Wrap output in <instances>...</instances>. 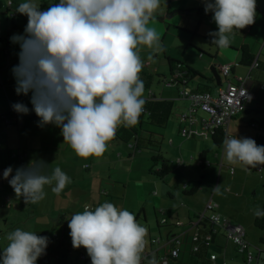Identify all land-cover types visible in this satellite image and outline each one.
I'll use <instances>...</instances> for the list:
<instances>
[{
	"label": "crops",
	"instance_id": "0c3cea01",
	"mask_svg": "<svg viewBox=\"0 0 264 264\" xmlns=\"http://www.w3.org/2000/svg\"><path fill=\"white\" fill-rule=\"evenodd\" d=\"M38 1L39 3H35L39 6L41 0ZM11 5H13V0H8L7 11H11ZM196 9H201V14L198 15L195 11H191ZM263 9L264 0H257L255 23L248 28L241 29L242 33L240 30L236 31L237 33L233 32L235 38H231L229 46L234 49H223L224 52L217 50L213 56L217 62H210L211 67L229 64L232 68L230 79L236 82L238 81L237 77L246 78L245 86L253 94L249 107L229 119L225 126V134L237 136V138H251L260 146H264V65L262 64L264 62V40L256 48L250 43L248 36L252 35L254 26L261 25L260 28L262 27L264 23ZM15 10H12L14 19L11 25H0V33L3 37L2 45L8 49L5 55L0 53V115L12 111L14 103L19 102L24 103L27 107L32 106L31 93L25 96L17 95L15 91L16 81L12 68L19 63L20 47L18 44H13L10 37L14 34H24L26 22H28V19L23 15L25 23L22 21L21 24L19 22L20 15ZM212 14L205 12L202 0H160V7L149 26L154 27L160 38L167 41L166 33L174 24L198 25V30L202 24L216 25L213 19L211 23H208ZM261 15L262 19H260ZM199 20L202 23H199ZM259 21L260 23H258ZM157 24L166 27H156ZM164 29L166 30L162 33ZM243 44H248L252 52L258 56L261 61L259 67L252 68L241 65V46ZM196 45L205 51H210L198 43ZM149 51L146 47L140 51V56L145 64L143 70L153 75L150 88H145L143 98L155 96L158 99L173 100V108L163 130L161 143V155L168 161L170 172L163 178L158 177L159 179L152 176L151 168L159 169L161 162H151L150 156L148 157L143 149H138L133 141L131 144H126L115 138L109 142L107 151L102 157L83 159L78 157L67 143H64L59 127L52 124L44 127L39 126V117L35 112L27 115L16 112L14 114L15 121L12 124H7L0 116V223L4 222L6 225V228L0 225V250L3 251L9 243L6 239L7 234L19 228L33 232L38 236L50 235L48 243L53 247L59 243L68 245L71 264H76L71 250L73 244L69 235L68 220L74 214L83 212L85 205L90 206L89 201H92L94 208L104 202L114 204L115 195L120 196V193L123 192V197H125L131 186H136L134 199L135 206L138 207L137 210L131 212L135 215L136 220L141 212L145 223L150 221L148 216H154L156 223L173 226L170 230H165L164 235H160L161 240L156 242L154 245L156 247L164 244L170 232L173 234L182 232V230L176 229L179 227L178 225L195 222L203 213L208 215L210 211L205 210V207L209 201L217 204L215 210L221 216L228 218L232 223L241 224L247 239L258 234L254 228V212L257 208L260 209L263 204V200L260 198V187L262 185L264 187V165L255 168L228 165L224 159V149L222 145L218 146L214 143L213 134L193 135L188 138L180 134L181 130L187 127L188 121L187 118H183V115L189 113L191 106L190 99L183 95V91L195 90L200 81L205 83V80L210 78L213 73H210L205 65H200L196 61L195 63L201 68L182 61L199 73L200 76H197L199 81L181 78L180 84L174 83L170 70L169 76H167L163 71L156 73L150 68V63L147 61ZM219 53L234 56L221 57ZM164 54L166 61L167 58L181 61L166 49ZM167 67L169 68L168 64ZM172 73L174 76L182 75L177 70H172ZM155 75L158 76L157 80L154 79ZM220 77L221 82L215 75H213V80L206 82L213 94H217L227 84V77L223 74ZM197 115L202 116L203 114L198 112ZM194 127L199 128L200 122H197ZM126 148L127 156L130 159L125 167L129 175L128 178L118 175V170L115 171V174L113 173L116 164L120 167V160H122L124 152L126 155ZM203 152H205V167L201 172L199 168L202 165L201 154ZM37 160H43L48 164L43 171L50 174L56 167L61 168L70 178V183L59 195L52 193L50 198L42 201L43 203L25 204L22 197L16 196L8 179L3 178V172L11 166L13 168L12 175H15V169L26 167L30 162ZM125 161L127 162L126 158ZM133 173L134 176H132ZM121 182L123 183L122 188L117 184ZM71 190L75 191V195H73V201L68 203ZM152 192L155 195H152ZM76 197H81L84 202L83 204L80 202L77 208H75L74 202ZM137 197L139 201L136 202ZM34 207L38 208V212L34 210ZM82 207L83 209H81ZM16 220H20V226L19 223L16 224ZM39 220L42 221L40 224ZM59 225L61 230L57 228ZM189 228L192 232L195 230L192 226ZM216 232V235L211 238L212 243L209 245V250L216 254L215 262L217 264L223 261L230 264L229 259L231 261L236 259L235 250L238 252L236 245L226 236L223 229H217ZM53 234H56L55 238L52 237ZM185 240L188 238L185 237ZM212 244L222 253L216 252L211 246ZM250 248L254 252L251 243ZM258 251L256 263L261 260L260 254L263 250L258 248ZM230 252L232 254L228 259ZM85 256L87 255L84 251L80 253L81 259H84ZM42 262L43 264H56L51 257L48 258L45 254L38 258L36 264H42ZM252 263L253 260L250 264ZM234 264H236V260Z\"/></svg>",
	"mask_w": 264,
	"mask_h": 264
},
{
	"label": "clouds",
	"instance_id": "9594fccd",
	"mask_svg": "<svg viewBox=\"0 0 264 264\" xmlns=\"http://www.w3.org/2000/svg\"><path fill=\"white\" fill-rule=\"evenodd\" d=\"M206 13H213L218 31L209 32L211 43L227 48L230 34L255 23L257 0H202ZM160 0H58L40 10L35 0H24L15 12L28 18L24 34L10 37L18 44L19 63L12 68L17 95H29L39 126L61 129L64 143L83 159L100 158L115 139L120 126L133 127L144 111L145 84L140 77L145 64L142 48L154 62L163 46L150 22ZM14 111L27 115L24 103ZM228 165L255 168L264 165V146L251 138L225 134L222 141ZM43 160L3 172L17 197L25 204L45 198L52 186L59 195L70 183L56 167L50 175ZM11 176V179L9 177ZM264 217V210L254 212ZM74 248L84 247L92 264H158L153 255L144 257L148 230L133 213L104 202L68 220ZM0 254L2 264H36L45 254L48 237L16 229Z\"/></svg>",
	"mask_w": 264,
	"mask_h": 264
},
{
	"label": "trees",
	"instance_id": "16d2710c",
	"mask_svg": "<svg viewBox=\"0 0 264 264\" xmlns=\"http://www.w3.org/2000/svg\"><path fill=\"white\" fill-rule=\"evenodd\" d=\"M55 2L58 3V0H41L39 4L40 10H46L49 7V4ZM3 6H4V2L3 0H0V8H2ZM191 11H195L196 14L198 15L201 14V9H196ZM262 12L264 13V9L262 10ZM256 13H257V8H256ZM25 17L27 18V16ZM199 23H202V21L199 20ZM249 26H247L246 28H248ZM260 26L261 25H258L259 28ZM177 28L189 34V41H187L188 48L191 47V49H193L198 54L197 56H199V58L201 56L203 57L205 56L207 60H211L213 58L211 54L201 49L198 45H196L194 41L196 37L201 36L198 30V25H193L189 28H183V27L181 28V26H178ZM236 31L239 30H234L233 32L237 33ZM240 31L241 33L243 32V30ZM205 37L211 41V37L209 35ZM2 38L3 37L1 36L0 33V53L5 55V53L8 52V49L7 47H4L2 45ZM211 45L213 44L211 43ZM223 49L233 50L234 48L228 46L227 48H223ZM217 50H220V48L217 47ZM241 56H242L240 62L241 65L249 66V67L252 65L253 61L257 57V55L252 52L248 44H243L241 46ZM167 64L169 66L170 74L173 77L172 81H174V83L180 84L182 82L181 78H187L189 81H191L195 79V77L200 76L199 73H197L194 69L190 68L188 65L184 64L182 61H179L177 59L167 58ZM262 64L264 65V62H262ZM260 65H261V61L259 60V65L257 67H259ZM215 68L217 70V73H219L221 76L218 67L215 66ZM172 70H177L182 75L174 76ZM140 77L144 81L145 88L149 89L153 75L145 72V70H142V72L140 73ZM211 80H213L212 74L210 78H207L205 80V83L200 81L197 88L193 91L211 92L209 89L210 86L206 84V82H209ZM172 108H173L172 99H158L155 96L154 97L150 96L145 99L144 111L139 118V122L133 127H124V126L120 127L119 129H117L115 136V138L125 142L126 144H131V141H133L134 145L138 149L140 150L144 149L150 152V159L154 163L161 162V166L159 169L151 168L150 170L151 174L159 178H163L164 176H166L171 169L168 164V161L161 155V140L163 138V130L165 129L167 122L170 118ZM245 110H243L242 112H244ZM212 137L216 145L218 146L222 145V141L225 137V129L222 127L216 129ZM204 153L205 152L201 154L202 170H204L205 167ZM260 210H264V200ZM188 224H182L178 226L186 227ZM254 225L257 228L264 230V217L255 216ZM198 229H199L198 239L195 241L192 240L193 233H191L192 230L190 228L183 230L184 232L181 235L182 238L179 241V243L174 244L171 241V239L169 238L170 236L173 235V233L171 232L168 235L169 237H166V241L162 246H158V247L154 246L156 242H160L161 240L160 235L157 238H153V239L150 238L149 243L146 244L143 255L144 257L147 258H151L153 255H155V257L158 260V264H217L215 260L211 259L212 253L209 250V245L212 243L211 238L212 236L216 235L217 232H214L212 230V225L207 218L201 220ZM185 237H187L188 240L184 241ZM261 240L264 243V236L261 237ZM67 246L63 245V243H59L57 246L53 247L48 243V246L45 250V255H47L48 258L51 257L56 264H71L72 260L70 258V249ZM173 248L178 249L177 255L172 254ZM236 249L238 252H240L237 246ZM240 253L243 254V252ZM84 261H85L84 264H92L91 258L89 256H85ZM142 264H144V261H142Z\"/></svg>",
	"mask_w": 264,
	"mask_h": 264
},
{
	"label": "rangeland",
	"instance_id": "374dc122",
	"mask_svg": "<svg viewBox=\"0 0 264 264\" xmlns=\"http://www.w3.org/2000/svg\"><path fill=\"white\" fill-rule=\"evenodd\" d=\"M4 2V6L2 8H0V25H11L12 21L14 18H12V10H15L17 8V6L24 2V0H13V5H11V11H7L6 9V6L8 4V0H3ZM35 2L39 3L38 0H35ZM17 13V12H16ZM20 16V19H19V22L22 24V21L23 23H25V18H23V15L21 16V14H19ZM212 17H213V14L212 16L209 18V22L208 23H211V20H212ZM16 19V18H15ZM260 19H262V15L260 16ZM177 21L178 18H177ZM27 23V22H26ZM260 23V21L258 22ZM156 27H166L165 25H155ZM178 26H181V28H189L193 25H172L170 28V30L166 33V38H167V41H165L164 39H161V43H162V46H163V51L160 52V54H158V56H155L154 58V62H149L150 63V68H152L153 70H155L154 72H159V71H163L165 72V74L167 76H169V68L167 67V61L165 59V49L169 52V53H172L174 54L176 57H178L181 61H184L188 64H193L194 66H197L199 68H201L200 65H205L206 68L208 69V71L210 73H213V69L211 68V64L210 62H217L215 57H213L211 60H207L205 58V56H201V58H199V56H197L198 54L193 50L191 49V47L188 48V45H187V41H189V34L188 33H185L184 31L182 30H179V28H177ZM199 31H200V34L201 36L200 37H196L194 39L195 43H198L200 46H203L204 48H207V49H210V51L207 50V52L209 54H211L212 56H214L216 50H217V47L215 45H211V41L208 40L205 36H207V34H209V32H213V31H218V28H217V25H200L199 26ZM166 29H164L162 31L165 32ZM235 35L233 34H230V39L231 38H235L234 37ZM249 40H250V43L252 45H255L256 48H258L259 46V43H262L263 40H264V23L262 25L261 28H259L258 26H254L253 27V31H252V35H249ZM166 44V45H165ZM222 52H224L223 49H220ZM233 52V51H232ZM219 55L221 57H226V56H229V55H226L224 53H219ZM234 55L232 56H229V57H233ZM203 57V58H202ZM198 62L200 65H198L197 63ZM199 77H195V79H193L194 81H199L198 80ZM154 79L157 80L158 79V76L155 75L154 76ZM155 85H156V82L154 83L153 87L155 88ZM199 113L200 114H203L205 115L204 112H202L201 110H199ZM163 140V138H162ZM162 140H161V143H162ZM124 149H125V146H124ZM144 153L146 155H148V157L150 156V152L148 150H144ZM128 154V150L126 148V155H125V152H124V155L121 157L122 160H120V167L118 164H116V167L113 168L114 170V174H115V171L118 170V175L122 176V177H125V178H128L129 175L127 174V169H125V167L128 165L126 163L130 162V159L129 157L127 156ZM125 158L127 160V162L125 161ZM151 162H153L151 159H150ZM154 163V162H153ZM191 163V162H190ZM49 167H52V166H49ZM200 171L202 172V169L199 168ZM45 175H50L49 172H46V171H43ZM138 174V172H137ZM135 174L133 173L132 176H134ZM152 176H154L155 178H158L157 176L151 174ZM200 178V177H199ZM159 179V178H158ZM127 180V179H126ZM118 186H120L122 188L123 186V183H117ZM138 187V186H137ZM52 186H49V185H46L45 188H44V191L46 193L45 195V198L39 202L43 203L42 201H44L45 199L47 198H50L51 197V194L53 193L52 190H51ZM131 189H133V192H131ZM134 190H136V186L133 187L131 186V188L129 189L127 195L125 197H123V192L120 193L121 195L118 196V195H115L116 199L114 201V205H116L117 207L119 208H122V209H126L130 212H132L133 210H137V207L135 206V199H134V196H135V192ZM152 190V189H151ZM153 191V190H152ZM154 192V191H153ZM151 193L152 195H155L154 193ZM147 194V192H145ZM73 195H75V191L74 190H71V193L68 197V203L69 202H72L74 197ZM157 197V196H155ZM260 198L262 200H264V187L263 185L260 187ZM23 199V198H22ZM83 199L81 197H76V200L74 201L75 202V208H77L79 206V203L82 202ZM139 201L138 200V197L136 198V202ZM84 202H82L83 204ZM125 203V204H124ZM88 204H90V206H92V201H89ZM83 209V207L81 208ZM94 209V208H93ZM34 210H37L38 212V208L34 207ZM1 213V212H0ZM149 218V223H145V221L142 219V213L140 212L139 214V218L137 219V222L140 223L142 226H147L149 225V227H146L147 230H148V235H147V244L149 243V239L150 238H157L159 235H164V232L165 230H170V228H173V226L171 225H167V224H158L156 223L155 221V218L154 216H148ZM1 220V219H0ZM20 220H16V224L19 223ZM13 222H15L13 220ZM42 221L39 220V224L41 223ZM16 224H15V227H16ZM188 224V223H186ZM0 225L4 228H6V225L4 224V222H1ZM19 226H20V223H19ZM190 226V223L186 226V227H178L176 229L178 230H185L187 229L188 227ZM57 228H60L61 230V226H57ZM254 228L256 231H258L257 235L256 236H251L249 237L248 241L251 243L252 247H253V250H254V259H253V263L252 264H264V251L260 254V261L259 263L257 261V255L259 253L258 251V248H262L264 250V243L262 242L261 240V237L262 235H264V230L262 229H259L257 228L255 225H254ZM39 236H46L48 237V239H50V235H39ZM151 236V237H150ZM226 240V238H225ZM213 247V249H215L216 252L218 253H222L221 251H219V249L214 245L212 244L211 245ZM72 253H73V256H74V260L76 262V264H84L85 261L84 259H81L80 257V253L84 251V253L88 255L87 253V250L84 248V247H80L79 249L77 248H74L73 245H72ZM235 253H236V259H233L232 261L229 259L230 255L232 254V252L228 253V262L230 264H234L235 263V260H236V264H250V263H246L245 260H244V255L240 252H236L235 250ZM0 254H2V250H0ZM222 264V263H220Z\"/></svg>",
	"mask_w": 264,
	"mask_h": 264
},
{
	"label": "built area",
	"instance_id": "2783aa9c",
	"mask_svg": "<svg viewBox=\"0 0 264 264\" xmlns=\"http://www.w3.org/2000/svg\"><path fill=\"white\" fill-rule=\"evenodd\" d=\"M259 65L258 56L253 61L251 67H257ZM220 73L227 77V84L225 88L219 90L217 94H213L208 91H193L184 90L183 95L188 97L191 101V106L188 114H184L183 118H187V127H184L180 134L183 137H192L193 135H212L215 133L216 129L224 128L228 123L229 119L242 112L249 107L253 94L245 86V80L243 77H237L238 81L231 80L232 68L229 64L221 65L218 67ZM30 109L29 113H34L32 111L33 106L28 107ZM201 110L205 115L198 116L197 113ZM16 111H8L1 114L0 116L5 120L7 124H12L15 120ZM200 122V127L195 128L194 125ZM217 204L209 201L206 204L207 211L210 213L202 214L198 217L195 222H191L189 227H194L195 230L192 232V240L198 239V228L199 223L202 219L207 218L212 225V230L214 232L217 229H223L226 236L233 241V243L238 247L240 252H243L245 256V262L251 263L255 258L254 252L250 248V243L245 237V230L241 224L232 223L228 218L221 216L216 210ZM93 209V206H89ZM182 225V224H181ZM188 227V228H189ZM184 231L175 233L169 238L175 243H179L181 240V235ZM53 238L56 234H53ZM195 247V246H193ZM172 254L177 255L178 249L173 248ZM211 259H216V254H211ZM222 264H227L223 262Z\"/></svg>",
	"mask_w": 264,
	"mask_h": 264
},
{
	"label": "water",
	"instance_id": "95a60500",
	"mask_svg": "<svg viewBox=\"0 0 264 264\" xmlns=\"http://www.w3.org/2000/svg\"><path fill=\"white\" fill-rule=\"evenodd\" d=\"M213 69V75L216 76L217 80L221 82V77H220V74L217 73V70L215 68V65H213V67H211Z\"/></svg>",
	"mask_w": 264,
	"mask_h": 264
}]
</instances>
